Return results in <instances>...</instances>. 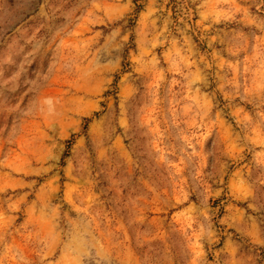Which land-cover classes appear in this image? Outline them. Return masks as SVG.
<instances>
[{
	"label": "rangeland",
	"instance_id": "obj_1",
	"mask_svg": "<svg viewBox=\"0 0 264 264\" xmlns=\"http://www.w3.org/2000/svg\"><path fill=\"white\" fill-rule=\"evenodd\" d=\"M0 264H264V0H0Z\"/></svg>",
	"mask_w": 264,
	"mask_h": 264
}]
</instances>
